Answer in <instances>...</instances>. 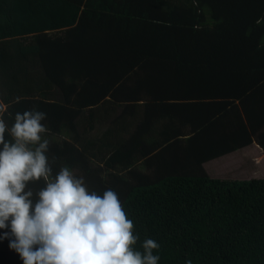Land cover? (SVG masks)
Wrapping results in <instances>:
<instances>
[{
	"label": "trees",
	"instance_id": "16d2710c",
	"mask_svg": "<svg viewBox=\"0 0 264 264\" xmlns=\"http://www.w3.org/2000/svg\"><path fill=\"white\" fill-rule=\"evenodd\" d=\"M0 105L47 113L53 174L116 191L158 264H264V177L205 169L264 151V0H0Z\"/></svg>",
	"mask_w": 264,
	"mask_h": 264
},
{
	"label": "clouds",
	"instance_id": "9594fccd",
	"mask_svg": "<svg viewBox=\"0 0 264 264\" xmlns=\"http://www.w3.org/2000/svg\"><path fill=\"white\" fill-rule=\"evenodd\" d=\"M6 111L0 105V240L22 264H158V242L135 247L139 234L116 191L90 190L68 166L53 174L47 113L17 112L9 127ZM41 180L39 190L29 187Z\"/></svg>",
	"mask_w": 264,
	"mask_h": 264
},
{
	"label": "rangeland",
	"instance_id": "374dc122",
	"mask_svg": "<svg viewBox=\"0 0 264 264\" xmlns=\"http://www.w3.org/2000/svg\"><path fill=\"white\" fill-rule=\"evenodd\" d=\"M252 162H248V161ZM213 178L251 179L264 177V151L253 147L237 155L207 165Z\"/></svg>",
	"mask_w": 264,
	"mask_h": 264
},
{
	"label": "crops",
	"instance_id": "0c3cea01",
	"mask_svg": "<svg viewBox=\"0 0 264 264\" xmlns=\"http://www.w3.org/2000/svg\"><path fill=\"white\" fill-rule=\"evenodd\" d=\"M253 147H256L257 149L261 150L256 144H255ZM253 147L243 149V150L240 151V152H236V153H234V154L227 155V156H225V157H222V158L217 159V160H215V161H211V162H209V163H215V162H218L219 160H222V159H224V158H228V157L233 156V155L235 156V155H237V154H239V153H241V152H245L246 150L253 149ZM261 151H262V150H261ZM262 152H263V151H262ZM209 163L205 164V169H206V170H207V165H208ZM207 172H208V170H207Z\"/></svg>",
	"mask_w": 264,
	"mask_h": 264
},
{
	"label": "snow or ice",
	"instance_id": "6c2138e0",
	"mask_svg": "<svg viewBox=\"0 0 264 264\" xmlns=\"http://www.w3.org/2000/svg\"><path fill=\"white\" fill-rule=\"evenodd\" d=\"M0 241H2V240H0ZM0 248H2V245H0Z\"/></svg>",
	"mask_w": 264,
	"mask_h": 264
}]
</instances>
